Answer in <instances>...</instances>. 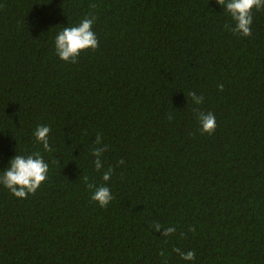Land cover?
<instances>
[{"label": "trees", "instance_id": "obj_1", "mask_svg": "<svg viewBox=\"0 0 264 264\" xmlns=\"http://www.w3.org/2000/svg\"><path fill=\"white\" fill-rule=\"evenodd\" d=\"M252 16L245 37L216 0H0V175L15 155L49 168L27 198L0 184V264H264V8ZM86 17L98 48L61 60L56 36ZM87 183L110 188L107 208Z\"/></svg>", "mask_w": 264, "mask_h": 264}, {"label": "clouds", "instance_id": "obj_2", "mask_svg": "<svg viewBox=\"0 0 264 264\" xmlns=\"http://www.w3.org/2000/svg\"><path fill=\"white\" fill-rule=\"evenodd\" d=\"M216 3L221 5L235 21V26L231 31L236 34L248 37L252 35L251 25L253 23L252 10L264 8V0H216ZM91 7H96L95 4ZM95 17L84 18L77 26L65 27L55 38V50L58 57L69 63H77V58L82 51L88 49L96 50L99 42L96 34L92 30ZM226 27H228L226 25ZM218 89L223 91L224 85L218 84ZM193 102L196 105L203 103L204 97L198 96L195 92H190ZM197 113V118L201 124V132L211 135L216 130V118L212 112H202L199 109H194ZM169 119H172L169 114ZM51 129L49 126L40 125L35 130L36 140L43 145L45 151H52L49 146L48 134ZM101 137L98 135L94 141L97 145L101 143ZM107 150V146L96 147L92 150V155L96 157L94 164L97 171L103 167L100 157ZM119 163H123L120 161ZM48 164L44 161L39 152L23 156L15 155L9 161L8 166L0 175V184L10 190L18 198H27L29 194H35L40 185L47 179ZM113 169L109 167L107 171L103 172L102 179L109 181ZM87 182L88 177H84ZM87 188L94 190L91 195V200L99 204L101 208H107L109 203L114 199L111 190L107 186H96L92 183L86 184ZM155 231L161 229V225L156 223L153 225ZM190 231H195V228H190ZM174 227L163 229L162 236L168 237L174 233ZM183 236L184 233H181ZM176 253L185 261H192L196 259L194 251L182 252L179 248L174 249ZM163 255V252H161Z\"/></svg>", "mask_w": 264, "mask_h": 264}]
</instances>
